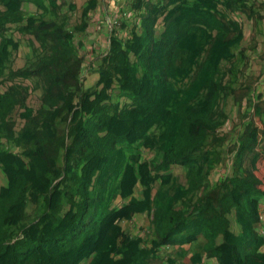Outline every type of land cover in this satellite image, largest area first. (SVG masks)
<instances>
[{
	"label": "trees",
	"instance_id": "1",
	"mask_svg": "<svg viewBox=\"0 0 264 264\" xmlns=\"http://www.w3.org/2000/svg\"><path fill=\"white\" fill-rule=\"evenodd\" d=\"M57 1L0 0V264H264L260 127L240 107L222 130L220 108L253 97L238 95L244 36L221 0H132L138 23L114 25L89 87L76 36L99 0L77 19L76 3ZM13 31L28 36L20 68ZM224 151L231 173L211 181ZM126 199L147 213L145 238L116 222Z\"/></svg>",
	"mask_w": 264,
	"mask_h": 264
},
{
	"label": "rangeland",
	"instance_id": "2",
	"mask_svg": "<svg viewBox=\"0 0 264 264\" xmlns=\"http://www.w3.org/2000/svg\"><path fill=\"white\" fill-rule=\"evenodd\" d=\"M54 1V0H51ZM57 2H74L78 6V11L76 13V19L81 15L82 9L86 7L88 0H58ZM106 8L110 6L111 3L105 0ZM130 0H126L121 7L120 13L116 15L107 14V13H99L100 10L103 9L100 1H98V6L91 14L90 18V27L85 33V35H77L76 36V44L80 42L83 46L80 47L79 55L81 58L85 59V71H84V81L87 87L95 86L99 79V63L100 58L103 54L106 53L108 47V40L110 37V31L114 28L116 23L119 21L127 20L129 21L130 28L133 27V24H137L138 20L133 17L134 15L129 10ZM30 7V12H34L35 8L33 6ZM118 7V6H117ZM103 18V19H102ZM75 21V20H74ZM18 32V31H17ZM13 31L9 35L13 36L17 41L20 42L19 50L16 53L17 60H16V68L22 67L26 63V54L29 52V48L27 45L28 36H23L20 33ZM243 65L242 75L238 76L237 85H244V90L241 89L238 92V95H243L247 92V87H252L251 96L253 99H248L246 96L242 100V104L239 105L237 102L230 103L226 107L222 106L220 110H224L230 114V121L228 125L224 127L222 130L226 132H231L230 130L232 126L236 125L235 127L240 125L241 116L243 115V111L240 107H244V109L250 108V114L254 117V121L256 123V127H260L258 129V133L256 134L257 140H259L258 145L255 148V151L264 153V133L262 134V127H264V70L263 73H260L261 70L259 66L254 63H251V66L248 68L244 67ZM91 67V68H90ZM239 88V87H238ZM249 90V89H248ZM243 92V93H242ZM40 93L37 95H32L29 100V105L37 108L39 104ZM254 101V104L259 105L255 107V105L250 106V102ZM84 110L89 111L91 109L90 102H87V105H83ZM241 109V110H240ZM229 127V128H228ZM201 126L197 125L192 127V132L194 134L198 133ZM234 128V127H233ZM232 128V129H233ZM244 131V130H243ZM229 132V133H230ZM224 159H219V163L215 166L210 179L211 181H218L222 175H228L231 173V164H232V156H229L226 151L222 154ZM252 154H250L251 156ZM154 156L153 152L146 151L144 153V159L150 160ZM223 160V162H222ZM247 166L249 164V160L246 161ZM259 168H262L264 171V161L259 162ZM160 181V180H159ZM161 182V181H160ZM141 183L137 184L136 191L141 190L142 187ZM127 200L122 202H118L115 204L118 208V213L120 217L134 219V212H131V207L126 204ZM118 217V219L120 218ZM126 219H124L125 221ZM122 223V221L120 222Z\"/></svg>",
	"mask_w": 264,
	"mask_h": 264
},
{
	"label": "crops",
	"instance_id": "3",
	"mask_svg": "<svg viewBox=\"0 0 264 264\" xmlns=\"http://www.w3.org/2000/svg\"><path fill=\"white\" fill-rule=\"evenodd\" d=\"M103 9L99 13H107L116 15L120 13L121 7L126 0H106L110 4L106 8L105 0H99ZM132 0H130L131 2ZM130 5V4H129ZM220 11L223 16L228 20L238 23L243 33V41L236 50V54L239 56V66L243 70L244 67L248 68L251 63L259 66L261 72L264 70V0H221ZM118 6V7H117ZM103 19V18H102ZM111 32V31H110ZM138 193H133L137 196ZM127 200V199H126ZM125 201V200H124ZM122 202L119 201V203ZM118 204V203H117ZM118 217H120L118 215ZM116 222L122 221L124 232L132 237L143 236L144 238L150 233L151 224L147 218V213L138 214L134 211V219H128L120 217ZM124 219H126L124 221ZM264 226V225H263ZM260 231L264 228L260 225ZM189 248V247H187ZM178 251L175 247H164L161 249L160 254L163 258L168 256L175 257V253ZM174 255V256H173ZM117 259L120 256H116ZM190 257L180 261V264H191ZM248 264H260V260L257 257H251L248 259ZM200 264H219L216 259L204 257Z\"/></svg>",
	"mask_w": 264,
	"mask_h": 264
}]
</instances>
